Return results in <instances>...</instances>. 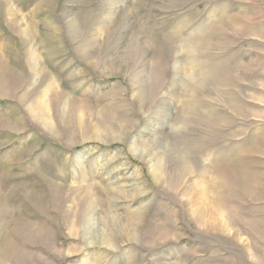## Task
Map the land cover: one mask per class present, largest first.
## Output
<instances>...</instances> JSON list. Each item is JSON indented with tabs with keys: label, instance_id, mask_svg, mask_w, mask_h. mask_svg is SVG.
Instances as JSON below:
<instances>
[{
	"label": "rangeland",
	"instance_id": "374dc122",
	"mask_svg": "<svg viewBox=\"0 0 264 264\" xmlns=\"http://www.w3.org/2000/svg\"><path fill=\"white\" fill-rule=\"evenodd\" d=\"M0 264H264V0H0Z\"/></svg>",
	"mask_w": 264,
	"mask_h": 264
}]
</instances>
